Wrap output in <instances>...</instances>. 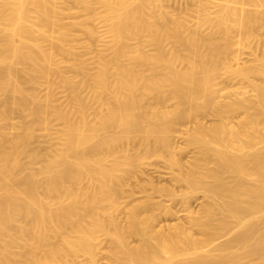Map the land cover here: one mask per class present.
<instances>
[{
  "label": "bare ground",
  "instance_id": "bare-ground-1",
  "mask_svg": "<svg viewBox=\"0 0 264 264\" xmlns=\"http://www.w3.org/2000/svg\"><path fill=\"white\" fill-rule=\"evenodd\" d=\"M262 31L264 0H0V264H264ZM152 157L181 194L127 189Z\"/></svg>",
  "mask_w": 264,
  "mask_h": 264
},
{
  "label": "rangeland",
  "instance_id": "rangeland-1",
  "mask_svg": "<svg viewBox=\"0 0 264 264\" xmlns=\"http://www.w3.org/2000/svg\"><path fill=\"white\" fill-rule=\"evenodd\" d=\"M185 3H184V1H178V2H175V3H171V6H175V7H179V6H183ZM249 7V6H248ZM262 32H264V31H262ZM262 34H264V33H262ZM249 54H248V52H246L245 54H243V57L244 58H246V59H248L249 58ZM243 58V59H244ZM245 60V59H244ZM240 89L241 90H245L246 89V91L249 93L250 92V89H248V88H245V89H242L241 87H238V92L240 91ZM231 90H233L232 91V93H234V91H236L237 89H236V87H232L231 88ZM241 92V91H240ZM243 92V91H242ZM246 92V95L248 94ZM251 93H252V91H251ZM244 94H245V91H244ZM250 94V93H249ZM248 94V95H249ZM208 116V115H207ZM201 117L202 116H200L199 118L201 119ZM205 117V119H203ZM210 118H208V117H206V115L205 116H203L202 117V120L204 121V122H209V120H211L212 119V116H209ZM209 120H208V119ZM207 120V121H206ZM190 123H193V122H190L189 121V123L188 122H186L185 123V125H181L180 127H179V131L178 132H175L174 133V135H173V139H174V142H176L177 144H180V142L182 143L184 140H183V138H182V136H181V130H183L184 128H186V127H189V126H191V124ZM188 150V149H187ZM189 152H185L183 155H184V157L185 158H187V156L186 155H188V154H191V150H192V147H190L189 148ZM189 156V155H188ZM142 168L144 169L143 171L145 172V174H144V172H142L143 174H141V172H139L136 176H134V177H131L130 179H128V183H129V185L127 186V189L128 190H130V189H132V191L134 190L135 191V193H134V195H135V197H137V196H141V195H143V194H145L141 189V187H140V184H142L145 180H146V178H150V179H154V181L153 182H155V183H157V185H166V186H173V187H171L172 189H173V191L177 194V195H179V194H181L183 191H184V187L182 186V187H180L181 186V184H179V185H177L178 183H174L171 179H170V176H169V173H170V169L168 168V166H167V164H166V162L164 161V160H162V159H160V158H156V157H152V158H150V159H147V160H145V162H143L142 163ZM149 176V177H148ZM146 177V178H145ZM152 177V178H151ZM130 187V188H129ZM175 187H177V189H178V192H177V189L175 188ZM181 188L183 189V190H181ZM180 189V190H179ZM133 191V192H134ZM181 191V192H180ZM200 193H197V194H195L191 199H190V206L194 209V210H196V208H198L199 207V204H200V202L202 201V197H201V195H199ZM153 197H154V200L156 201H161L163 204L165 203V205L166 206H170L171 208L173 207L174 208V211H176V218L178 219V220H181V221H183L185 218H184V215H183V207H184V205L181 203V202H178L177 201V199L179 200V201H181L180 200V198H178V196L176 197V198H173V199H175V200H173V199H171V197L167 194V193H165V192H159V193H157V192H154L153 193ZM176 202V203H175ZM181 205H183V206H181ZM172 208V209H173ZM177 214L179 215V217L177 216ZM172 217V218H171ZM173 217L174 216H163V219H161V221H160V225L159 226H161V224L163 225V223H164V225H165V223L166 224H168L172 219H173ZM174 217V218H175ZM183 217V218H182ZM160 220V219H159ZM173 220H175L176 221V219H173ZM172 220V221H173ZM172 221H171V223H172ZM174 222V221H173ZM98 264H104L103 263V260L101 261L100 260V262L98 263Z\"/></svg>",
  "mask_w": 264,
  "mask_h": 264
}]
</instances>
